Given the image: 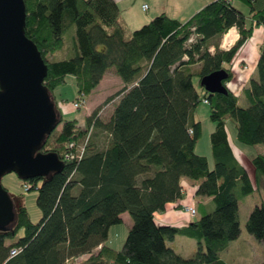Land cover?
Masks as SVG:
<instances>
[{"label": "trees", "instance_id": "1", "mask_svg": "<svg viewBox=\"0 0 264 264\" xmlns=\"http://www.w3.org/2000/svg\"><path fill=\"white\" fill-rule=\"evenodd\" d=\"M25 4L26 36L48 66L44 85L58 111L54 93L68 76L76 82L75 105L82 106L111 69L124 87L95 108L83 125L60 116L41 152L58 154L65 167L50 178L27 182L29 191L38 192L43 215L33 223L25 206L16 208V222L0 229V264H78L84 256L83 264H227L220 254L241 235L238 193L249 196L264 186V154L252 158V179L235 153L227 126L228 120L234 123L239 143L264 145V44L257 75L243 92L247 106L228 86L236 54L256 28H264V0H216L187 22L163 13L135 31L122 24L114 0ZM234 27L239 40L221 49V39ZM68 34L74 40L70 54ZM219 70L228 72V94L205 91L201 97L193 78L201 84ZM116 99L105 121L101 110ZM206 101L215 124L213 169L196 152L202 124L195 120V111ZM100 133L106 137L104 147L96 142ZM82 146L85 152L78 158ZM185 180L193 182L196 197L210 198L214 208H205L201 219L183 227L158 225L156 214L184 198ZM124 213H129L132 226L116 250L107 244L109 231L123 223ZM247 230L264 244V204L249 215ZM178 235L197 240L193 257L169 246Z\"/></svg>", "mask_w": 264, "mask_h": 264}, {"label": "water", "instance_id": "2", "mask_svg": "<svg viewBox=\"0 0 264 264\" xmlns=\"http://www.w3.org/2000/svg\"><path fill=\"white\" fill-rule=\"evenodd\" d=\"M25 0H0V229L16 222V207L2 179L50 178L65 164L42 148L60 125V114L44 82L48 66L26 36ZM226 70L202 78L210 94H228Z\"/></svg>", "mask_w": 264, "mask_h": 264}, {"label": "rangeland", "instance_id": "3", "mask_svg": "<svg viewBox=\"0 0 264 264\" xmlns=\"http://www.w3.org/2000/svg\"><path fill=\"white\" fill-rule=\"evenodd\" d=\"M240 8L244 9L245 7L240 5ZM73 34L74 33L72 32V36ZM232 39H234V35H228L226 42H230ZM65 40L67 53L70 54L73 52L74 40L69 34L65 37ZM193 68L196 69L198 67L195 66ZM108 72V76L103 82L102 86L98 87L96 91H94L89 97L85 99V102L80 109H77L75 106V103L78 102V92L75 79L72 76H68L66 84L59 87L54 93L57 100V106L60 111V116H62L65 120H77L81 125H83L86 117L93 111V108L96 105H101L107 99L106 97L109 94L113 95L121 89L118 83V80L121 81V79L115 74V70L111 69ZM193 83L200 96L203 97L205 95V90L202 88L199 78L195 76L193 78ZM117 101L118 99L102 108L101 116L105 121L109 120L112 110L114 109L113 107ZM240 103L242 106H244L242 101ZM210 112V105L205 102H201L195 111V120L201 122L202 124V134L200 140L197 143L196 152L199 155L206 157L209 162V168L213 169L214 161L211 150V133L215 129V124L211 121ZM227 126L231 144L237 157L245 165L252 179H254V168L251 164V161L255 155L263 153L264 145L248 146L239 143L236 140L234 123L231 120H228ZM96 142L101 147H104L106 145L105 134L100 133L96 138ZM2 185L8 191V194L15 207L17 208L18 206H25L31 221L33 223H38L43 215L37 204L38 192L36 190H26L24 187V181L20 180L14 173L6 175L2 179ZM185 189L189 190L191 187L185 183ZM75 194H77V190H75ZM205 199L206 198L203 197L196 198V208H199L200 205L201 207L195 217L190 216L188 213H184V210V212H182L181 209L170 208L169 204L167 213H164V216L168 218L161 221V218L158 217L157 221L159 224L163 223V225L180 226L184 223L182 222V218L186 216L190 221L195 219L199 220L206 213L205 210L214 208V204L212 202L210 204L202 202V200ZM238 202L241 235L237 240L230 243L229 248L226 251L220 254L221 259H223L227 264H261L264 260V244L255 239V237H253L248 232L247 221L253 209L256 206L264 204V187L261 189V191H256L254 194L249 196H241L238 193ZM127 216L129 219L126 220L125 223L114 226L118 228L111 231V246L116 250H120L123 247L128 235V225L131 224L132 219L130 215ZM115 233L117 234L116 238L114 237ZM21 236L22 233H20L19 237ZM170 243L173 244L172 248L176 251V253L185 258L193 257L199 250L197 240L185 236L178 235L176 236L175 241H168L169 246H171ZM85 259V256L81 257L78 261V264H83Z\"/></svg>", "mask_w": 264, "mask_h": 264}, {"label": "crops", "instance_id": "4", "mask_svg": "<svg viewBox=\"0 0 264 264\" xmlns=\"http://www.w3.org/2000/svg\"><path fill=\"white\" fill-rule=\"evenodd\" d=\"M114 1L118 4L120 8L122 24H124V26L127 27L128 30L135 31L141 28L142 26H144L145 24L149 23L150 21H152L156 16H159L163 13H165L170 18L176 19L182 23L187 22L191 17H193L206 5L216 0H114ZM146 5L148 6L147 10L144 9V6ZM244 11H247V9L244 8ZM231 34L234 35V39H232V41L230 42H226L227 36ZM239 38L240 35L237 28L234 27L230 29V31L226 33L221 39L220 48L228 49L230 47H233L236 44V42L239 40ZM263 44H264V28L258 27L255 29L253 36L238 51V53L236 54L233 60L232 71L234 74V78L228 84V86L231 89V91L240 98L244 106H247V102L243 97V92L248 87L250 80L257 75V64L260 56V50ZM229 45L231 46L229 47ZM108 73L109 72L105 74L99 87L102 86L103 82L108 76ZM118 83L122 89L124 87L123 81L118 80ZM109 96H111V94H109L106 98H108ZM99 105L100 104L96 105L93 108V110L97 108ZM259 154H264V151L263 153H259ZM185 183L189 187H191V189L189 190L185 189L186 193L184 198L179 202L170 204V208L177 209V206H181L182 208L180 209L182 212H184L183 207L185 205L193 206L194 208H196V198L198 197L195 196L196 189L194 188V184L190 180H185ZM202 202L210 204L211 199L206 198L205 200H202ZM200 207L201 205L199 206V209ZM168 209H169V205L167 206L166 211L156 214L155 219L158 225L165 226L163 225V223L159 224L157 219L158 217H160L161 221L166 220V218L168 217H165L164 213L166 214ZM199 209L196 208L197 213ZM127 215H129V213H124L122 215L123 223H125L126 220L129 219ZM188 220L189 219L187 216L183 217L182 222H184L183 223L184 225L182 224L178 227H183L188 225L191 222L190 220L189 221ZM131 226H132V222L130 225H128L129 229ZM117 228L118 227H112L109 231V239L107 242L109 246H111V238H110L111 231ZM114 237L115 238L117 237L116 233ZM175 239L173 241H175ZM171 246L173 247V244H171Z\"/></svg>", "mask_w": 264, "mask_h": 264}, {"label": "built area", "instance_id": "5", "mask_svg": "<svg viewBox=\"0 0 264 264\" xmlns=\"http://www.w3.org/2000/svg\"><path fill=\"white\" fill-rule=\"evenodd\" d=\"M144 9L145 10H147L148 9V6L146 5V6H144ZM194 41V39L192 38L191 40H190V42H193ZM231 45H229V47H230ZM231 48V47H230ZM229 49V48H228ZM206 103H207V101H206ZM75 106H81L80 104H76ZM84 152H85V147L84 146H82V147H80L79 148V150H78V153H77V155L76 156H78V158H82L83 157V155H84ZM24 187H25V189L26 190H29L30 189V185H28L27 184V182H24ZM183 209H184V211L186 212V213H188V214H190V216H192V217H195L196 215H197V210H196V208H194L193 206H189V205H187V206H184L183 207ZM11 254H12V256H15L16 254H17V251L16 250H13L12 252H11Z\"/></svg>", "mask_w": 264, "mask_h": 264}]
</instances>
